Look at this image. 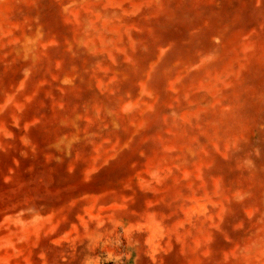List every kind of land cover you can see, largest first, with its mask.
<instances>
[{"label":"rangeland","instance_id":"rangeland-1","mask_svg":"<svg viewBox=\"0 0 264 264\" xmlns=\"http://www.w3.org/2000/svg\"><path fill=\"white\" fill-rule=\"evenodd\" d=\"M0 264H264V0H0Z\"/></svg>","mask_w":264,"mask_h":264}]
</instances>
